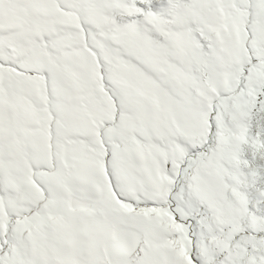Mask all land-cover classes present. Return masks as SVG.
Returning <instances> with one entry per match:
<instances>
[{"label":"snow or ice","instance_id":"snow-or-ice-1","mask_svg":"<svg viewBox=\"0 0 264 264\" xmlns=\"http://www.w3.org/2000/svg\"><path fill=\"white\" fill-rule=\"evenodd\" d=\"M0 264H264V0H0Z\"/></svg>","mask_w":264,"mask_h":264}]
</instances>
